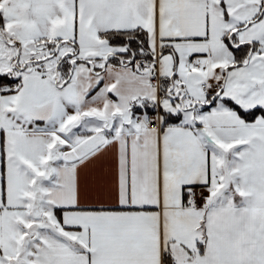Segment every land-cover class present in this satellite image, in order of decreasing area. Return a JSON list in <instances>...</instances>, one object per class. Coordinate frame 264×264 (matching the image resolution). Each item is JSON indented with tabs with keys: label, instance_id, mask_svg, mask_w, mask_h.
Returning a JSON list of instances; mask_svg holds the SVG:
<instances>
[{
	"label": "snow or ice",
	"instance_id": "6c2138e0",
	"mask_svg": "<svg viewBox=\"0 0 264 264\" xmlns=\"http://www.w3.org/2000/svg\"><path fill=\"white\" fill-rule=\"evenodd\" d=\"M0 264H264V0H0Z\"/></svg>",
	"mask_w": 264,
	"mask_h": 264
}]
</instances>
